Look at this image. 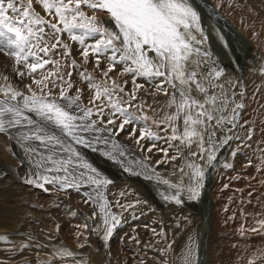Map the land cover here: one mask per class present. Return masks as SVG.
I'll use <instances>...</instances> for the list:
<instances>
[{"label":"snow or ice","instance_id":"snow-or-ice-1","mask_svg":"<svg viewBox=\"0 0 264 264\" xmlns=\"http://www.w3.org/2000/svg\"><path fill=\"white\" fill-rule=\"evenodd\" d=\"M35 3L41 5L52 19H46L35 11L33 0H0V36L8 35L7 44H0V54L14 61L15 65L22 66L31 77V83L24 85L22 90L10 83L7 75L3 76L5 82L0 84V133L16 130L17 142L30 158H36L33 162L39 171L34 172L33 178L27 182L45 191L48 190L46 184L64 191H79L81 183L95 186V196L91 193L86 195L99 208L103 218V238L108 240L121 223L101 191L110 181L103 178L91 164L84 162L72 143L97 150V145L108 144L109 137L105 134L122 133L130 124L134 126L130 136L136 138L137 143L149 138L158 139L147 126L140 129L139 137L135 136L136 123L143 121L147 125L149 120L147 115L142 114L143 106L136 103L139 99L137 89L143 88L137 84V80L142 77L153 82L161 78V83L156 84L155 88L167 94L165 84L170 85L173 89L170 106L176 107V112L162 121L172 129V135L167 140L179 141L177 152L181 147L188 149V171L185 173V168L180 169L182 174L188 176V184L183 189H177L173 195L165 194L164 199L180 204L183 192L189 200L195 201L201 194V181L205 175L195 158L203 160L206 154L209 165L216 159V147L212 144L216 133L208 131L209 125L215 120L218 126L226 122L236 126L239 110L244 105L235 104L231 117L224 116L228 99L225 97L219 101L215 95L209 97L202 79H198L201 74L186 67L185 62L190 54L195 53L198 60L201 56L209 55L207 52L202 54L198 45L203 41L193 34L195 30L203 35L200 15L193 0H35ZM84 8L93 14L88 15ZM97 12L105 13L114 22L115 30L107 27L95 14ZM65 33L82 46L80 55L86 62L92 55L99 68L102 57L107 60V70L101 69L105 79L109 78V73L117 65L122 64L123 74L132 76L133 91H126L127 80L123 86L114 79L109 85L105 81L97 82L86 71L81 72L89 89L94 90L93 98L89 101L92 106H82L80 90L75 89V96L69 94L68 90L73 89L74 85L64 80L65 73L60 71L59 61L50 58L56 52L64 57L71 55L69 45L62 40ZM89 37L98 38L87 43L86 38ZM49 64L53 65V71H45ZM204 66L207 71L204 79L213 85V80L223 75V69L213 66L208 70L206 61ZM71 67H78L75 59L71 61ZM38 70H41L40 78L35 75ZM16 75L23 78L25 71L18 70ZM66 75L70 81L72 73L67 72ZM193 84L198 92L205 95L203 103L191 95ZM57 88L58 96L54 94ZM181 115L182 132L175 124ZM232 139V136H226L219 143L226 145ZM194 143L198 152L191 151ZM169 147L173 145L170 143ZM148 150L151 152L152 148ZM161 151L167 152V149ZM104 155L110 159L116 158L111 151H104ZM119 155L123 157L125 153L121 151ZM181 156L184 154L181 153ZM175 159L176 156L166 157V160ZM163 183L169 182L164 180ZM97 215L94 212L93 218ZM256 225L250 229L241 225L240 234L264 230V218L258 219ZM83 227L87 229L88 224L85 223ZM6 240V235H0V241ZM54 255L71 257L73 253L60 248ZM257 259H264V252ZM182 261L183 264H197L192 246L186 248ZM248 264H255V261L249 259Z\"/></svg>","mask_w":264,"mask_h":264},{"label":"rangeland","instance_id":"rangeland-1","mask_svg":"<svg viewBox=\"0 0 264 264\" xmlns=\"http://www.w3.org/2000/svg\"><path fill=\"white\" fill-rule=\"evenodd\" d=\"M212 1H215V0H212ZM224 1L225 0H219V1H217V3L215 2V4H216V7L222 13H226V14H224L225 16L230 17L234 20L237 19L236 22H238V24H241V25H242V23L240 21L242 19H243V21L248 20L250 22L249 25L252 24L251 25L252 27L251 26L248 27V30H250L251 34L254 33L253 35H251V39L256 38L257 35L263 31L261 36L263 35L262 40H264V24H263L264 15L262 16L263 18L261 19L263 21H261V20L257 21V19H256L257 14L253 11L254 10L253 4L256 0H229L232 2L233 5L228 0H226V2H224ZM227 1H228V4H227ZM241 1L244 3H242ZM25 2H26V0H25ZM218 2H220V3H218ZM225 3L227 4V6ZM237 4L239 6H236ZM241 4H242V6H241ZM230 6L232 9L230 8ZM33 7H34L35 11H37L41 15L45 16L46 19H52L51 16H49L47 13H45L43 11L41 5H38L35 3V0H33ZM227 7H229V10L227 9ZM262 8L264 9V0H263ZM83 10L88 15L93 14V12L87 8H84ZM234 13H236V14H234ZM95 14L104 22V24L107 27L115 30L114 22H112L105 13L97 12ZM229 14H231V15H229ZM232 15L235 17H233ZM246 17H248V19ZM204 21L207 23L206 20H204ZM260 22L262 23L263 27L260 26L261 25ZM200 23H201V27L203 29V35H201L198 32H195V30H193V34L198 39L203 41L200 45H198V47L201 48L202 54L204 52H207L209 55L207 57L201 56V58H199V60H198V57L196 56L195 53L190 54L189 59L185 62V64L187 65L186 67L189 69V71H196V72L201 74L200 76H198V79H202L203 86L206 89H208V96L209 97L215 95L219 101H223L225 97L228 99L229 104H228V107L223 112L224 116L231 117L232 108L235 107V104L243 103V105H244V107L239 110V116L235 121L236 126H233L232 124H230V126H231L230 131H232L233 133L231 132L228 136H232L233 139L230 140L228 144L221 145V144H218L219 138H217L216 135H215V137H213L215 140V143L219 145L216 148L214 155L217 157V155H219L221 152H225L226 156H229V154H230V159L228 161H226L224 158V160L222 159L219 163H217V166H219L218 170L222 168V171H223V169H225L223 171V173L220 172L217 174V175L221 174L220 178L224 181V185L219 186L220 192H219L218 199H216L217 205H216V209L214 210L213 217H212V222H213L212 228H214V230L212 229V234L210 237L209 246L212 247V245L215 242L216 243L218 242L217 247H219L220 252L218 251V254L216 255V257L219 258V256L221 254H222L221 256H224V255L226 256L228 253L232 254L233 252L236 251L235 244L231 243L233 241V237L235 235H240L242 237L243 236L251 237V236H255L256 234H258V233L255 234L254 232L251 233L249 231L248 235H246V234L241 235L240 234L241 225H244L246 227L248 223H251V221L253 222L252 225H256V221L258 219L264 218V217H262L263 213H260V210L258 208L259 204L264 205V78L256 76L254 74L255 76L253 75L254 77L252 76L253 78L251 77V79L248 82L245 78L241 79L240 74L236 70H234V68L230 64L225 63L220 67V69H223V76L220 77V78H222V81H220V83H218L217 78H216L213 80V85H210L208 83L207 79H204V77L207 76V71L205 70L204 65H205V61H206L208 70H211L214 66L212 63H210L214 58V55H213L214 52L211 51V49L213 50V48H212L213 43H214L213 41L218 39V30H216V28H214L212 25H208V24L203 23L201 18H200ZM258 23H260V24H258ZM5 32H6V29H5ZM257 32H258V34H257ZM210 33L212 35H210ZM252 36H253V38H252ZM211 37L214 38V40L211 39ZM96 38H98V37L86 38V42L91 43ZM62 40L64 43H67L69 45V47L71 49V55L68 57H64L59 52H56V53H53L50 56V58L53 60L59 61L60 71L62 73H65L64 80L71 82L74 85L73 89L68 90L69 94L72 96H75V95H77V92L75 91V89L80 90L79 95L81 98L82 106H84V107L92 106L89 104V101L93 98L94 90L89 89L88 83L80 75L81 72L86 71L97 82L105 81L109 85L112 83L113 79L118 84H120L121 86H123L124 81L127 80L126 91L129 93L133 91L135 86L132 83V76L123 74V67L124 66L122 64L117 65L116 68L112 72L109 73V78L105 79V77L102 74L101 69L107 70L108 62L106 59H104L102 57V62L100 64V67L97 68L94 56L90 55L87 62L81 57L80 50H81L82 46L79 44V42L72 41L66 33L63 34ZM7 41H8V35L0 36V44L6 45ZM259 47H260V49L262 48V51L257 47V49H255V53L256 54L257 53L258 54L259 53L264 54L263 53L264 52L263 51L264 50V44L262 46H259ZM259 51H261V52H259ZM0 56L2 58L6 59V56H4L3 54H0ZM262 56H264V55H262ZM73 59H75L77 62V65H78L77 68L71 67V61ZM13 63H14V61H13ZM15 68L17 71L18 70L25 71V76L23 77L25 85L31 83V77H29L27 75L26 70L22 69V66L15 65ZM228 68L230 71H233L234 74H237L236 77L232 76L230 74L225 75V77H224V73L226 71L225 69H228ZM53 70L54 69H53L52 64L47 65L45 68V71H53ZM40 71L41 70H38L37 73L35 74L36 78H40ZM67 72L72 73L70 81H69V77L66 75ZM5 75H7V74H4V72H2V71L0 72V84L5 82L3 80V76H5ZM7 76L9 78V82L13 84L11 77L9 75H7ZM160 83H161V78H157L153 82H148L146 79H144L142 77L137 80V84L142 85L143 88L137 89V95H138L139 99L136 101V103L140 104L142 106L145 105V106H143V113L142 114L147 115L149 117V120L147 121V125H145L143 121H139L135 125V128H136L135 136L136 137L140 136V129L147 126V128H149L155 134V137H158V139L157 138H149V139L141 140L139 143H137V139L130 136V133L133 132V127H134L133 125L130 124L126 127L125 131H123L122 133L110 134V135L105 134V135H108L109 142L107 145H103V144L97 145L96 146L97 150H93L92 148H88V150L86 152L85 150L83 151L80 148V145H76V144L72 143L71 141H69V143H72V146L75 147L79 151L84 162L89 163L92 165V167L96 168L97 171L101 174V176L103 178H107V177L109 178V179L107 178V180H109L110 183L101 189V191L105 194V197H106L108 203L110 201V199H109V194H110L109 193V185L111 184V180L113 179V177L115 175L113 171H115L116 174H118L117 176L120 178L122 177V175H130L131 179L134 181H137V179L140 182L144 181L145 182V184H144L145 188L144 187L143 188H144L145 193L147 192V194L150 193V192H148V190H149L148 186L152 187L154 190L157 191V193H160V194L162 193V190L166 186H167L166 187L167 189H170V190L173 189L174 191H176L179 188L183 189L186 186V185H183L181 183V181H183V179L184 180L186 178L188 179V176L186 174H183V178L180 176L181 180L178 178L176 181L173 179L171 180L170 177L167 176V174L165 172L167 170V168L166 167L165 168L159 167V166H168L169 161L173 162L176 166H178V169H179L178 175H179V174H182L180 172V169L185 168V166L188 162L187 161L188 149L181 147L180 152H177L176 146L179 145V141H168L167 140V137H170L172 135V130H168L167 127L164 125V123H162V121L157 120L155 118L154 114L149 111L147 103H145L146 99L144 100V97L146 98L147 95L148 96L154 95V96H158V97L162 98L163 95L167 96L168 92L170 90L173 91V89L171 87H169L170 85H167V84H165L167 94L163 90L157 91V89L155 88V85L160 84ZM224 83H227V85H229V86L224 85ZM16 86L18 87V85H16ZM223 86H224L225 91H221V88ZM168 89H169V91H168ZM231 89L235 94L238 95V99H239V101L237 103H234V104H233L232 98L228 97V95L223 94V92L224 93L225 92L230 93ZM54 94L58 96V88L56 90H54ZM191 95L194 98H196L197 100H199L200 102L205 101V95L203 93L198 92L196 90L194 84L191 85ZM177 98H179L178 93H177ZM206 107H208V105H206ZM172 110L174 111V113L176 112L175 105H172ZM214 115L219 116L220 113H215ZM94 118L98 119V117H94ZM175 123H176V126L179 128L180 132H182L183 131V116L181 115L176 120ZM116 127H118V125H116ZM217 130L219 131L220 128L218 127V125H216L215 120H214V121H212L211 125H209L208 131L209 132L215 131V133H217L218 132ZM122 135H124V136H122ZM115 136L119 137L120 141H119V139L115 138ZM249 136H250V139H249ZM8 137L10 139L14 140V143H16V149L18 152L17 153V152L13 151L12 142H10L8 140V142H6V144H5L6 148H12V154L17 157V159L15 158V160L12 159L11 161H14L15 165L17 167L23 168V170L25 171L23 178H25L26 180L32 179L33 173L39 171V169H37L35 167V164L33 162L34 159H36V158H30L28 153L24 150V148H22L20 146V144L17 142L16 130L8 132ZM236 137H239L240 139H236ZM205 140L207 141V136L205 137ZM170 143L173 145V147H171V148L169 147ZM229 144H230V146H229ZM33 146H36V145L34 144ZM130 146L137 148L142 154L145 153L146 155L145 154L144 155H145V158L147 161L144 162V161H141V160L135 158L133 156V150L131 149L132 147H130ZM225 146H228V147L226 148ZM149 148H152L151 152L148 150ZM161 149H167V152L161 151ZM104 151H111L116 158L110 159L108 156L104 155ZM121 151L125 153V155L123 157H120V155H119V153ZM191 151H194V152L199 151V149L195 143L192 145ZM181 153L184 154L183 158L184 157L186 158V161L183 162V164H180L179 160H178L179 158L182 157ZM172 156H176L177 159L166 160V157H172ZM155 157H156V159H155ZM196 158H195V161H196ZM205 159H207L206 154H205V158L203 159L204 163L206 161ZM226 165H231V166L226 167ZM159 168L161 169V171ZM187 171L188 170L185 168V173ZM4 173L5 172H3L2 174H4ZM225 174H227V175H225ZM236 179L239 180L240 183L233 184L232 181L233 180L235 181ZM164 180H167L169 183L168 184L163 183ZM225 181H226V183H225ZM149 183H151V184H149ZM170 183H172V185H175V187L174 188L170 187L169 186V185H171ZM35 186H37V185H35ZM45 187L48 189L47 191H45L44 188H40V187H38L36 189H33L32 187L28 188V192L30 191L29 198H25L24 201L22 200L23 201L22 203L24 206H25V204H27L26 207L25 208L20 207V205H22L21 202L17 204V205H19V211L22 212L21 214H19V216L21 218L20 224L21 223L22 224L19 226V228L15 229V230L18 231V235H22V236L25 235V236L29 237L31 240H36V239L41 240L44 238L43 240H45V243H47V244H45L43 241L42 242L40 241L41 243L37 242L36 243L37 245L36 244L34 245L35 247H33L34 248L33 252H35V254H40V252H41V254H46L45 256H42L43 258L42 257L36 258L35 257L36 255L33 256L34 257V261H33L34 264H36V263L38 264L40 261L41 262L39 264H71V263L63 260L65 258H70V257H60V256L55 257L54 253L60 248H66V249L72 251L73 256H80V252H82L81 251L82 248H86L88 246V244H90V245L93 244V241H94L93 236L90 235L89 232H87L85 235V237L87 236L86 237V239H87L86 243L87 244L79 243L77 245V246H80V249H81L79 252L74 249V248H76V247H74L75 246L74 242L76 240V237H78L81 233L79 228L80 227L84 228L83 227L84 223L81 222L83 220L80 217L81 215L79 212L81 211L84 214H86L91 220H93V222L97 221L99 218L98 206L92 200H90L89 197L86 195L87 193H91L93 196H95V192H96L95 186L90 185V184L81 183L79 191H77L76 189H69L67 191H64V190H60L59 188H57L54 185H48V184H46ZM257 188H258V191H259V188L261 189L260 190L261 193L258 195L257 200H255L253 197H257V194H258ZM20 190H22V189H20ZM139 194L140 195H138L139 196L138 199L137 198L134 200L129 199L130 201L129 200L127 201V203L129 202L128 205H130V207L132 206V208H134V209L131 208V212L128 216L129 219L128 218L125 219L127 221H124V223L130 224L131 221H134V225L132 226L133 227L132 231L135 232V230H138V229L141 230L140 235L142 238H140V240L138 239L136 241V244L140 248L135 249V248L131 247V250L126 255L128 256V258L130 256L137 258V257H139L138 256L139 250H141V248H143V250L146 253H148L147 254L148 257L160 259V258H162V255H163V252L159 255V253L161 252V249H163L160 246H163L168 241H170L172 243L174 241L177 242V240H179L183 236H186L185 233L187 232V230L190 227L191 228L195 227V226H197V224L194 221L195 218L194 219L189 218V217H191L190 211H186V212L182 213L181 211L177 210V211H174V213L172 212L171 214H168V213L162 212L163 209L166 208V205L161 207L159 205H156L155 203H154V205H152V207L154 209L158 210L159 212H161V214L152 213L151 210H153V208H150V209L144 210V212L149 213V215L146 217H143L142 216L143 212H141L143 208L142 207L140 208L139 204H141L143 202L140 200H142L141 194L144 195V193L139 192ZM151 195L152 194H149L150 199H154L155 194L153 196H151ZM32 198L34 200H32ZM150 199H148V201H150ZM181 200H183V199L181 198ZM109 205L111 206L110 208L112 211L113 205H111V203H109ZM172 205L176 206V207L178 206V208H181L182 203H180V204L175 203ZM54 207H56V208H54ZM61 207H63L64 209L63 208L60 209ZM72 207L74 210L72 209ZM29 208L32 210V212L30 211V213H28L30 210ZM71 209H72V211H71ZM34 210H36V211H34ZM256 210H258L257 212H259V213H257ZM26 211H28V212L25 213ZM66 211H67V213H66ZM62 212H63V214H62ZM94 212H96L98 214L95 219L93 218ZM41 213L43 214V216L49 217L45 220V221H47L46 225L50 226L49 229L45 227V224L42 225L40 223L42 221V220L40 221ZM54 213H55V215H54ZM58 214H60V216ZM115 215L118 216L120 214H118V215L115 214ZM155 215H156V217H155ZM68 216H69V218H68ZM29 217L31 218V220ZM54 217H56V218H54ZM191 218H193V216ZM60 219H62V220H60ZM28 220H30L29 222H32V223H31V225L28 224V226H27V225H25L26 223H24V222H27ZM32 220L36 221L37 223L33 222ZM48 220H50V222ZM147 220H149V221H147ZM160 220L162 221V223ZM157 221H158V223H157ZM168 221H169V223H168ZM64 223H67L69 228L71 227L74 229L73 231H70V235L68 236L69 237L68 239L73 237L74 238V239L72 238L73 241L71 239L67 240L64 238V235L62 233V231H64V229H65ZM54 224H56V225L54 226ZM172 224L173 225L175 224V225L173 226ZM182 225H183V227H182ZM148 226H150V227H148ZM157 226L161 227V228H158ZM170 226L172 227V229L168 230V228ZM35 227H36V230H35ZM118 227H119V225L116 228H118ZM187 227H188V229H187ZM116 228L114 229L115 231H113V234L116 233ZM45 229L49 230L50 232L46 231ZM93 230L96 232L95 226H93ZM153 230H155V232H153ZM175 230H177L179 232H177ZM77 231H78V233H77ZM86 231H89V229L87 228ZM168 231L171 232L172 236L169 234ZM150 232L151 233L153 232V233L151 234ZM30 234H32V235L30 236ZM55 234L56 235L58 234L59 238H57L58 235L56 237H54ZM113 234H112V236H113ZM134 234L136 235V233H134ZM145 234H148V235H145ZM174 234H175V236H174ZM166 235H168V236H166ZM159 236H160V238H159ZM170 238H171V240H170ZM55 239H57V240H55ZM61 239L64 240V242H62ZM143 239H145V240H143ZM162 240L164 241V243ZM52 241H54L53 244H52ZM155 241H157V243L160 244L159 247H157V245H156L157 243ZM25 244L26 245L28 244V246L31 247L30 243H22L21 241L19 243L16 242V244L12 245V247L13 248L14 247L19 248L18 252H21L25 248V247H23V245H25ZM70 244H71V246H70ZM82 244H84V245H82ZM38 245H39V247H38ZM84 246H86V247H84ZM5 247H8V246L7 245L0 246V248H5ZM155 247L157 248L158 251L156 250ZM149 248H150V250H149ZM36 251H38L39 253ZM44 252H47V253H44ZM135 252H137V254H135ZM157 252H159V253L157 254ZM209 255H210L211 259H216L214 251L210 250ZM212 255H214V256H212ZM47 256H48V258H47ZM53 258L54 259L58 258V259H57V261H54ZM71 258H72V256H71ZM89 258H90V256H89ZM26 259L30 262L31 258L29 256H26L25 258L23 257L22 259H20V262L18 264H24L25 262H27ZM37 259L39 260V262ZM44 259H46V261L48 260V263H45L46 261ZM51 260H52V262H50ZM218 262H220V261H218Z\"/></svg>","mask_w":264,"mask_h":264},{"label":"bare ground","instance_id":"bare-ground-1","mask_svg":"<svg viewBox=\"0 0 264 264\" xmlns=\"http://www.w3.org/2000/svg\"><path fill=\"white\" fill-rule=\"evenodd\" d=\"M217 1H219V0H217ZM217 1L216 0L215 1H212V0H193V3L196 6V10L199 12V15H200L202 22L205 24H208V25H212L214 28H216V30H218V39L214 40V38H212L213 36L211 37V39L214 40L213 41L214 43L212 46L213 50L211 49V51L214 52L213 53L214 58L210 63H212L217 68H220L225 63L230 64L234 68V70H236L240 74L241 79L245 78L248 82L254 74L256 76L264 78V56H262L264 54H260V53L256 54L255 53V49H257V47L260 49L259 46H262L264 44V42H263L264 40H262L263 35L261 36L263 31L259 34L257 32V34H258L257 37L253 38V36H252L253 39H251V35H253L254 33L251 34L250 30H248V27H250L252 24L249 25L250 22L248 20L243 21V19H242L240 21L242 23V25H241V24H238V22H236L237 19L234 20L230 17L225 16L224 14H226V13H222L216 7L215 2L217 3ZM228 1H227V4H228ZM224 2H226V0ZM229 2H231V1H229ZM218 3H220V2H218ZM242 3H244V2H242ZM227 4H226V6H227ZM231 4H232V2H231ZM262 4H263V0H256L253 4V7H254L253 11L257 14L256 15L257 21L261 20L263 18L262 16L264 15V9L262 8ZM231 6H230V8H231ZM236 6H239V5L237 4ZM241 6H242V4H241ZM227 9L229 10V7H227ZM234 14H236V13H234ZM229 15H231V14H229ZM233 17H235V16H233ZM248 17H246V18L248 19ZM204 20H206L207 23ZM261 21H263V20H261ZM260 23H258V24H260ZM263 24H264V21H263ZM260 26L263 27L262 23ZM210 35H212V34L210 33ZM4 36H6V35H4ZM260 50L262 51V48ZM261 51H259V52H261ZM225 70L226 71L224 73V77H225V75H228V74L236 77L237 74H234L233 71L229 70V68L225 69ZM1 71L4 72V74H7L11 77L13 84L18 85V87L21 88L22 90L24 89V85H25L24 78L23 79L21 77L19 78L16 75L17 70H16L15 65H14L12 60H10L7 57L5 59V58H2L0 56V72ZM220 81H222V78H217V82L220 83ZM224 85L229 86V85H227V83H224ZM169 87H171V86H169ZM168 91H169V89H168ZM221 91H225L224 86L221 88ZM172 93H173V91L170 90L168 92V95L167 96L163 95L162 98H160L158 96H154V95H149V96L147 95L146 98L144 97V100L146 99L145 103H147L149 111L154 114V116L157 120L165 121V118L167 116H171L174 114V111L172 110V105L170 106V101L172 99ZM226 93L227 92H225V93L223 92L224 95H228V97L232 98L233 99L232 101H234V103H237L239 101L238 95L235 94L232 91V89H231L230 93H227V94ZM201 103H203V102H201ZM143 106H145V105H143ZM164 125L167 127L168 130H172L171 127H169V125L166 122L164 123ZM218 127L220 128V130L219 131L217 130L218 132L216 133V136H217V138H219V142H220L226 136H228L232 131H230V127H231L230 123H227V122L224 123L223 126H218ZM122 136H124V135H122ZM115 138L119 139V137H117V136H115ZM8 140L10 142H12L13 151L17 152L16 143H14V140H12L8 137V132L6 131L5 133H0V235H6V237H7L6 241H0V246H2V245L8 246L5 248H0V264H18L20 262V259H22L23 257L25 258L26 256H29L31 259H30V262L26 259L27 262H25L24 264H34V262H33L34 257L33 256L36 255L35 257L37 258V257H42V256L46 255V254H41V252H40V254H35V252H33L34 251L33 247H35L34 245L37 242L43 241L45 243V240H43L44 238L42 237L43 239H41V240L40 239L31 240L29 237H27L25 235L24 236L18 235V231H16L15 229L19 228V226L22 224V223L20 224L21 218L19 216V214H21L22 212L19 211V205H17V204L20 202L22 203L25 198H29V195H30V191L28 192L29 187H32L33 189H36L38 187L35 186V184H29L27 182L28 180L23 178L24 174H25V171L23 170V168L17 167L15 165V162L11 161L12 159H14V160H15V158L17 159V157L12 154V148H6L5 144H6V142H8ZM119 141H120V139H119ZM212 141H213L212 144L217 148L219 146L218 144H220V143L216 144L214 138L212 139ZM229 146H230V144H229ZM130 147H132L131 149L133 150V156L135 158H137L141 161H144V162L147 161L145 158V155H146L145 153L142 154L137 148H135L133 146H130ZM225 147L227 148L228 146H225ZM80 148L83 151L85 150L86 152L88 150V148H85L83 145H80ZM224 158L226 161H228L230 159V154H229V156H226V154L224 152V155L222 156L221 160L222 159L224 160ZM155 159H156V157H155ZM178 160H179L180 164H183V162L186 161V158L181 157ZM205 160L206 161L204 163V160L202 161L199 157H197L196 161H195L196 163L200 164L203 167L204 172H205V175L201 181V183L203 185L201 190H200L201 194L195 201H192V200L188 199V197L185 193L181 192L180 198L183 199L181 202L182 203L181 208H178V206L177 207L173 206L172 204H175L174 201L164 199L165 194L173 195L176 193L177 190L174 191L173 189L172 190L167 189L166 188L167 186H166V187H164V189L162 190V193L160 194V193H157V191L154 190L152 187L148 186V188H149L148 192H150V193L147 194V192L145 193V191H144V188H145L144 187V184H145L144 181L140 182L138 179H137V181H134L131 179L130 175H122V177L120 178L117 176L118 174H116V172L113 171L115 175H114L113 179L111 180V184L109 185V193H110L109 194V199H110L109 203H111V205H113L112 212L114 214H117V215L120 214L117 216V219H119L121 221V223L119 224V227L116 228V233L113 234V236H111L108 240H105L103 238L104 233H103V229H102V225H103L102 215L99 214L98 220L93 222V220H91L86 214H84L81 211L79 212L77 210L80 213V215H81L80 217L83 220L81 222H83L84 224L85 223L88 224L89 231H86L85 228H81V227L79 228L81 233L78 237H76V240L74 242V245H75L74 247H76L77 249L76 248H74V249L79 252L81 249H80V246H77V245L79 243L87 244L86 243L87 242V239H86L87 236L85 237L87 232H89L90 235L93 236L94 241H93L92 245L88 244L87 247L84 246L86 248H82V250H81L82 252H80V256H72V258L70 257L71 259L65 258L63 260L67 261L71 264H183L182 256L184 255L186 248L189 246H192L195 250V257H196L197 264H248L249 259H253L255 261V264H264V259H257V257H259L261 255V253L264 252V230H261L260 232H258V234L255 233L256 234L255 236H251L252 235L251 234L250 235L251 237H248V236L242 237L240 235H235L233 237V241L231 243L235 244L236 251L233 252L232 254L228 253L226 256L224 255L225 257L221 256L222 254L219 256V258L216 257V255L218 254V251L220 250L219 247H217L218 242L216 243L214 241L216 244L215 243L213 245L211 244L212 247L209 246L210 237L212 234V229L214 230V228H212V223H213L212 217L214 214V210L216 209V205H217L216 199H218L219 192H220L219 186L224 185V181L220 178L221 174H219V175H217V174L220 172L223 173V171L225 169H223V171H222V168L218 170L219 166H217V163L213 164V162H214L213 161L212 162L213 165L212 164L209 165L207 162V159H205ZM159 167H164V168L166 167L167 168V170L165 172H166L167 176L170 177L171 180L173 179L176 181L177 178L180 179V176L183 178V174L178 175V173H179L178 166H176L173 162L169 161L168 166H159ZM185 168H186V166H185ZM160 171H161V169H160ZM3 172H5V173L2 174ZM225 175H227V174H225ZM186 179L185 180L183 179V181H181V183L183 185L188 184V179L187 180ZM232 182H233V184L240 183L239 180H237V179L235 181L233 180ZM225 183H226V181H225ZM149 184H151V183H149ZM170 184L172 185V183H170ZM20 189H22V190H20ZM260 190L261 189L259 188V191H258V188H257V191H258L257 197H253L255 200H257L258 195L261 193ZM139 192L144 193V195L141 194L142 200H140L143 202L141 204H139L140 208L141 207L143 208L141 211V212H143V215H142L143 217H146L149 215V213H145L144 210L153 208L152 205H154V203H155L156 205H159L161 207L166 205V208H164L162 212H165L168 214H171L172 212L174 213V211H177V210L181 211L182 213L186 212V211H190V215H191V217L193 216V218H191V217H189V218L190 219L195 218L194 221L197 224V226L192 227V228L190 227L189 229H188V227H189L188 226L187 227L188 230L185 233L186 236H183L182 238L177 240V242L174 241L172 243V242L168 241L163 246H160V244H158L157 241H155L157 243V244L155 243L157 245V247L160 246L164 249L162 258H160V259L148 257L147 256L148 253H146L143 250V248H141V250H139V252H138L139 257H137V258L131 257V256L128 258V256L126 255L131 250V247H133L135 249L140 248L136 244V241L138 239L140 240V238H142L140 235L141 230L138 229V230H135V232L132 231V228H133L132 226L134 225V221H131L130 224L124 223V221H127L125 219L128 218V216L131 212V208H132V206L130 207V205H128L129 202L127 203V201L129 199L130 200H134L136 198L138 199V197H139L138 195H140ZM149 194H152L151 196H153L155 194V198L150 199ZM148 199H150V201H148ZM32 200H34V199L32 198ZM26 205L27 204H25V206H24L22 203V205H20V207L25 208ZM54 208H56V207H54ZM62 208L63 207H61L60 209H62ZM258 208L260 210V213H263L262 217H264V205L259 204ZM72 209H73V207H72ZM72 209H71V211H72ZM132 209H134V208H132ZM30 211L32 212V210L30 209L29 212L26 211L25 213H27V212L30 213ZM34 211H36V210H34ZM257 211L258 210H256V212ZM151 212L156 213V214H161V212H159L158 210H156L154 208H153V210H151ZM66 213H67V211H66ZM257 213H259V212H257ZM60 214H58V215L60 216ZM62 214H63V212H62ZM54 215H55V213H54ZM41 217H40V221L41 220L42 221L40 223L42 225L45 224V227L49 229L50 226H47L46 225L47 221H45L49 217L43 216L42 213H41ZM56 217H54V218H56ZM155 217H156V215H155ZM31 218H30V220H31ZM68 218H69V216H68ZM30 220H28L27 222H24V223H26L25 225H27V226H28V224L31 225L32 222H29ZM50 220H48V221L50 222ZM60 220H62V219H60ZM147 221H149V220H147ZM33 222H36V221H33ZM157 223H158V221H157ZM161 223H162V221H161ZM168 223H169V221H168ZM252 223H253L252 221H251V223H248L247 226L245 227V229H250L252 227H256V225H252ZM55 225L56 224H54V226ZM64 226H65V229H64V231H62L64 238L67 240H70V239L72 240L73 237L68 239L69 238L68 236L70 235V231H73L74 229L71 227L69 228L67 223H64ZM93 226H95L96 232L93 230ZM148 227H150V226H148ZM170 227L168 228V230L172 229V227L171 228ZM182 227H183V225H182ZM158 228H161V227H158ZM35 230H36V227H35ZM45 230L49 231L47 229H45ZM175 231H177V230H175ZM153 232H155V231H153ZM168 232L171 235V232L170 231H168ZM177 232H179V231H177ZM77 233H78V231H77ZM134 233H136V235ZM248 233H249V231H245L246 235H248ZM251 233H253V232H251ZM31 235L32 234H30V236ZM57 235L55 234L54 237H56ZM145 235H148V234H145ZM166 236H168V235H166ZM174 236H175V234H174ZM57 238H59V235ZM159 238H160V236H159ZM55 240H57V239H55ZM143 240H145V239H143ZM170 240H171V238H170ZM20 241L22 243H30L31 247L28 246V247L24 248L21 252H18L19 248H17V247L13 248L12 245H15L16 242L19 243ZM193 241L195 243H193ZM62 242H64V240H62ZM53 243H54V241H52V244ZM163 243H164V241H163ZM45 244H47V243H45ZM84 244H82V245H84ZM70 246H71V244H70ZM9 249H13V250L9 251ZM149 250H150V248H149ZM156 250H157V248H156ZM210 250L215 252L216 259L210 258V255H209ZM36 252H38V251H36ZM44 253H47V252H44ZM158 253L159 252H157V254ZM161 253L162 252H160L159 255ZM135 254H137V252H135ZM89 256H90V258H89ZM212 256H214V255H212ZM55 257H59V256H55ZM47 258H48V256H47ZM46 259H44V260L46 261ZM57 259L58 258H56V259L53 258L54 261H57ZM218 261H220V262H218ZM38 262H39V260H38ZM50 262H52V260ZM45 263H48V260Z\"/></svg>","mask_w":264,"mask_h":264},{"label":"water","instance_id":"water-1","mask_svg":"<svg viewBox=\"0 0 264 264\" xmlns=\"http://www.w3.org/2000/svg\"><path fill=\"white\" fill-rule=\"evenodd\" d=\"M223 155H224V152H221L219 155H217V157L214 160L213 164L219 163L221 161V158H222Z\"/></svg>","mask_w":264,"mask_h":264}]
</instances>
